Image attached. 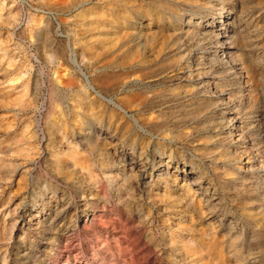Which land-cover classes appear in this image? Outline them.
Here are the masks:
<instances>
[{
	"label": "rangeland",
	"instance_id": "1",
	"mask_svg": "<svg viewBox=\"0 0 264 264\" xmlns=\"http://www.w3.org/2000/svg\"><path fill=\"white\" fill-rule=\"evenodd\" d=\"M0 264H264V0H0Z\"/></svg>",
	"mask_w": 264,
	"mask_h": 264
},
{
	"label": "bare ground",
	"instance_id": "2",
	"mask_svg": "<svg viewBox=\"0 0 264 264\" xmlns=\"http://www.w3.org/2000/svg\"><path fill=\"white\" fill-rule=\"evenodd\" d=\"M83 76L84 77H86V75H85V73H83ZM90 87L92 88V90H94V92L96 93V94H98L99 96H101V97H103V98H105V99H107L108 101H110V102H112L113 104H115L119 109H121L122 111H124V109L120 106V105H118V104H116L115 102H113L112 101V99H108V98H106V97H104L101 93H99L98 91H96L94 88H93V86L92 85H90ZM133 118V117H132ZM134 119V118H133ZM135 120V119H134ZM136 121V120H135ZM147 155H143V157H142V160H141V165L140 166H136V165H134L132 162L130 163V169H133L134 168V171H137V173H139V175H141L142 176V171H145V167H146V165H147ZM160 160V161H159ZM167 162L166 161H164V162H161V159H158V164H157V169H160V166H162V165H164L163 167L164 168H167ZM149 165V164H148ZM150 166V165H149ZM139 167V168H138ZM139 171V172H138Z\"/></svg>",
	"mask_w": 264,
	"mask_h": 264
}]
</instances>
